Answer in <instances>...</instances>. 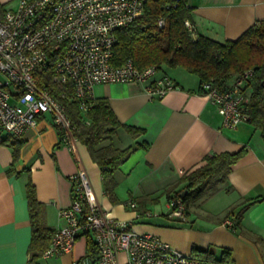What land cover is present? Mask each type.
Listing matches in <instances>:
<instances>
[{
  "label": "crops",
  "instance_id": "1",
  "mask_svg": "<svg viewBox=\"0 0 264 264\" xmlns=\"http://www.w3.org/2000/svg\"><path fill=\"white\" fill-rule=\"evenodd\" d=\"M187 2L194 34L219 41L236 39L264 19V0ZM15 3L0 0V14ZM174 80L180 88L160 98L149 96L139 82L94 86V97L106 98L121 123L144 129L133 137L118 127L111 138L114 145L148 143L113 170V200L104 190L101 168L86 145L78 140L72 152L61 144L47 113L38 116L20 136L23 143L16 161L11 147L0 144V264H93L86 253L87 235L78 236L70 251L48 258L41 255L31 260L28 250L31 224L26 183L34 185L37 200L45 205V222L55 230L63 223L58 212L70 205L71 178L80 168L90 179L93 201L115 218L131 221L136 232L156 235L183 253L210 249L218 254L227 249L229 264H264V138L248 122L224 127L221 115L200 91L197 76ZM240 149L242 153L218 191L196 199L193 213L187 207L186 221L168 219L169 196L183 188L180 179L184 173L202 165L206 155ZM164 192L166 213L147 211L151 203L159 201L156 195ZM215 196L223 199L221 206H205L206 199ZM127 200L136 206L130 207ZM230 209L233 214L241 211L236 228L223 224L231 218ZM118 264H126L123 252L118 254Z\"/></svg>",
  "mask_w": 264,
  "mask_h": 264
},
{
  "label": "built area",
  "instance_id": "2",
  "mask_svg": "<svg viewBox=\"0 0 264 264\" xmlns=\"http://www.w3.org/2000/svg\"><path fill=\"white\" fill-rule=\"evenodd\" d=\"M145 0H16L0 14V132L21 136L38 116L49 114L59 142L75 152L78 139L67 113L66 101L76 100L80 111L94 98V86L116 82H139L151 97L160 98L180 88L156 65L137 67L132 60L111 64L116 30L128 26L142 11ZM164 20L158 19L162 26ZM185 25L192 29L189 20ZM251 71L246 70L226 88L210 82L204 94L222 117V125L235 128L247 122V95L241 89ZM42 74L47 83H39ZM55 86L58 91L51 89ZM88 123L87 120H85ZM71 202L58 212L63 223L53 232L42 253L45 258L70 251L77 237L93 234L99 250L95 264H222L183 253L158 236L139 233L131 221L115 218L92 199V186L84 168L73 174ZM135 207L136 203L127 200ZM168 219L186 221L180 197L168 201ZM149 215V212H146ZM233 227L231 218L223 221ZM73 264H77L76 261Z\"/></svg>",
  "mask_w": 264,
  "mask_h": 264
},
{
  "label": "trees",
  "instance_id": "3",
  "mask_svg": "<svg viewBox=\"0 0 264 264\" xmlns=\"http://www.w3.org/2000/svg\"><path fill=\"white\" fill-rule=\"evenodd\" d=\"M190 11L187 0H145L142 11L134 20L116 30L111 64L118 66L132 60L139 68L156 65L165 72L169 68H183L198 77L202 93L206 82L224 89L250 70V75L241 86L248 98L245 104L249 116L247 122L259 130L264 138V19L254 22L236 39L219 41L194 34L193 27L189 30L185 20H189L193 26ZM160 18L164 20L162 26L158 25ZM48 79V75L42 74L39 83H47ZM51 89L55 94L58 91L55 86H51ZM66 109L75 126L73 135L86 145L92 159L100 166L104 190L113 200V170L138 147L146 148L148 143L141 141L119 147L112 142V135L118 127L133 137L144 132V129L121 123L104 97H94L84 112L79 110L76 100L70 99L66 101ZM106 139L110 141L104 143ZM22 143L20 136L0 132V144L11 147L13 161L19 158ZM242 151L206 155L202 165L181 176L183 188L169 196V200L180 197L187 210L196 199L213 195L218 191L219 184L226 180L231 165ZM183 189L186 192L181 196ZM26 197L31 224L28 250L33 260L42 255L55 230L45 222V205L37 200L31 181L26 183ZM229 214L236 228L241 211L233 214L230 209ZM86 235V253L95 264L99 250L91 233ZM194 255L222 264L230 263L227 249H222L218 254L210 249L195 250Z\"/></svg>",
  "mask_w": 264,
  "mask_h": 264
},
{
  "label": "rangeland",
  "instance_id": "4",
  "mask_svg": "<svg viewBox=\"0 0 264 264\" xmlns=\"http://www.w3.org/2000/svg\"><path fill=\"white\" fill-rule=\"evenodd\" d=\"M167 72L173 78L175 77V78L181 79V77H183V76L189 77V78H191V77L196 78V75H194L193 73H189L185 69L179 68V67L169 68V69H167ZM2 78H4V77L0 74V79H2ZM169 192H170V190L168 189L166 191V193H169ZM166 193L165 192L163 194L158 193L155 198L158 199L159 201H155V202L151 203V206H149L147 211H149L150 213H152L151 211L157 212L160 214L166 213V211L168 209L167 206L165 205ZM205 202H206L205 206L219 207V206H221L223 199L221 197L215 196V197L207 198ZM189 210L191 213H193L196 210L195 205L194 204L191 205Z\"/></svg>",
  "mask_w": 264,
  "mask_h": 264
},
{
  "label": "water",
  "instance_id": "5",
  "mask_svg": "<svg viewBox=\"0 0 264 264\" xmlns=\"http://www.w3.org/2000/svg\"><path fill=\"white\" fill-rule=\"evenodd\" d=\"M185 192H186V189H183L180 195L181 196L184 195Z\"/></svg>",
  "mask_w": 264,
  "mask_h": 264
}]
</instances>
